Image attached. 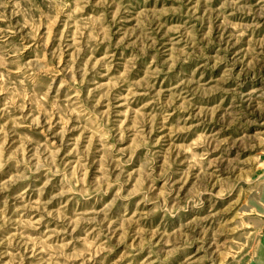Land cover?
Listing matches in <instances>:
<instances>
[{"label": "rangeland", "instance_id": "374dc122", "mask_svg": "<svg viewBox=\"0 0 264 264\" xmlns=\"http://www.w3.org/2000/svg\"><path fill=\"white\" fill-rule=\"evenodd\" d=\"M0 264H264V0H0Z\"/></svg>", "mask_w": 264, "mask_h": 264}, {"label": "bare ground", "instance_id": "6f19581e", "mask_svg": "<svg viewBox=\"0 0 264 264\" xmlns=\"http://www.w3.org/2000/svg\"><path fill=\"white\" fill-rule=\"evenodd\" d=\"M3 223V222H2Z\"/></svg>", "mask_w": 264, "mask_h": 264}]
</instances>
